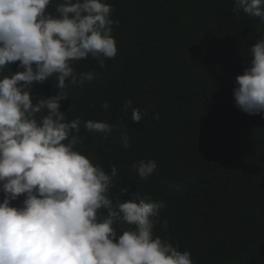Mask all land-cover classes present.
<instances>
[{
  "label": "trees",
  "instance_id": "trees-1",
  "mask_svg": "<svg viewBox=\"0 0 264 264\" xmlns=\"http://www.w3.org/2000/svg\"><path fill=\"white\" fill-rule=\"evenodd\" d=\"M107 2L119 21L111 33L117 54L104 67L91 56L74 62L77 73L95 78L82 87L68 84L69 98L60 102L67 121L81 120L83 143L74 149L106 173L117 168L108 192L114 206L117 198L162 202L159 219L167 227L157 223L153 235L188 251L193 264H264V117L239 111L232 94L250 63L249 47L264 38V21L234 14V0ZM17 65L3 75L22 71ZM55 84L54 77L34 83L31 94L55 95ZM132 108L143 113L138 123ZM88 120L117 127L105 139L85 130ZM149 159L156 171L141 179L132 164ZM114 227L117 235L133 228Z\"/></svg>",
  "mask_w": 264,
  "mask_h": 264
},
{
  "label": "clouds",
  "instance_id": "clouds-1",
  "mask_svg": "<svg viewBox=\"0 0 264 264\" xmlns=\"http://www.w3.org/2000/svg\"><path fill=\"white\" fill-rule=\"evenodd\" d=\"M0 0V264H193L188 251L154 237L162 202L134 197L115 206L108 192L118 170L106 173L74 149L82 144L81 120L67 121L60 102L68 84L95 78L77 73L74 62L91 56L100 67L117 54L111 33L118 20L107 0ZM233 12L264 21V0H234ZM250 63L235 78L234 106L264 117V38L248 49ZM18 62L17 71L3 75ZM55 78V95L37 99L34 83ZM131 100L123 110L128 111ZM109 107L107 102L102 104ZM68 110V109H67ZM143 113L132 108L131 119ZM117 125L88 120L84 128L105 139ZM67 141V143H65ZM125 149L127 136L121 137ZM141 179L157 168L154 160L132 164ZM128 187H120L127 193ZM23 196L22 205L11 202ZM101 209L106 210L102 218ZM133 226L117 235L114 224Z\"/></svg>",
  "mask_w": 264,
  "mask_h": 264
}]
</instances>
